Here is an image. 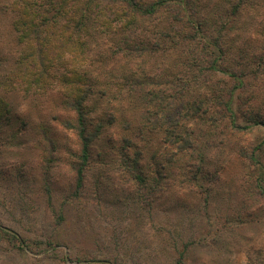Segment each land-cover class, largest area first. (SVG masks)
<instances>
[{
  "label": "rangeland",
  "instance_id": "rangeland-1",
  "mask_svg": "<svg viewBox=\"0 0 264 264\" xmlns=\"http://www.w3.org/2000/svg\"><path fill=\"white\" fill-rule=\"evenodd\" d=\"M204 1L209 6L213 36L223 26L228 29L223 30L229 48L223 66L246 82L248 76L253 84V76H245L239 69L264 67V0H240L237 16L233 13L231 17L227 14L229 1ZM11 3L0 0L2 81L11 73L17 51L12 31L15 15L8 8ZM165 23L159 17L149 22L152 30L134 35L152 45ZM132 37L142 46L140 39ZM164 39L171 49L162 52L166 57L161 65L170 64L172 78L182 76L178 58L182 54L170 38ZM255 74L262 85L260 105L264 103V72ZM218 78L210 88L216 93ZM234 83L233 78L218 86L231 88ZM56 93L25 97L16 94L9 82L0 88V97L7 99L11 109L0 131V226L17 233L27 246L21 252L0 240V264H264V152L256 153L260 164L253 167L239 154L241 147L264 143L263 126H251L246 117L238 115V124L250 128L235 136L234 145V130L227 121L221 124L208 116L195 129V138L198 150L208 157L206 168L212 171V179L188 182L178 178L174 183L163 179V187L172 186L160 191L156 184V188L141 187L136 193L128 185L127 174L119 172L123 168L111 150L113 145L102 135L93 144L84 187L76 192L72 184L79 149L73 131L61 124L63 117L54 115L59 103ZM238 93L236 112L244 95L237 97ZM95 105L91 103L92 119L101 113ZM134 113L139 115L137 108ZM113 128L107 125L106 134ZM160 143V137L152 135L150 152L162 149ZM151 153L146 154L142 167L149 182L160 178L159 160ZM64 256L73 261L63 262Z\"/></svg>",
  "mask_w": 264,
  "mask_h": 264
},
{
  "label": "trees",
  "instance_id": "trees-1",
  "mask_svg": "<svg viewBox=\"0 0 264 264\" xmlns=\"http://www.w3.org/2000/svg\"><path fill=\"white\" fill-rule=\"evenodd\" d=\"M227 1V14L237 16L243 1ZM12 2L8 8L15 15L12 31L16 59L8 77L0 80V88L9 82L16 94L25 97L57 91L54 98L59 103L54 115L60 113L63 117L60 122L73 131L79 149L75 153L79 163L73 170L72 184L76 192L84 187L93 144L102 135L113 145L111 150L118 155L123 168L119 172L127 174L131 179L128 185L136 193L141 187L156 188V184L160 191L172 186L163 187V179L172 183L178 178L188 182L200 177L212 179V171L206 168L208 157L198 150L195 138V129L208 116L221 124L227 121L230 130H234L233 139L230 138L234 145L237 144L235 136L250 128L238 124V115L246 117L251 126L264 127V103L257 105L262 85H258L260 79L255 74L263 73L264 67L254 71L239 65L241 74L253 76L252 84L248 76L246 82L223 66L229 50L227 33L223 30L228 29L223 26L213 36L208 25L209 6L204 0ZM159 17L164 18L166 25L157 30L152 45L142 36L134 35L137 31L152 30L149 22ZM132 36L140 39L142 46L134 43ZM164 37L170 38L171 45L182 54L178 58L183 75L177 78L170 76L167 61L163 66H169L161 65L166 57L164 51L171 49ZM156 56H159L157 61H152ZM214 78H218L217 93L210 89ZM233 78L237 83L231 88L218 86L219 82L226 83ZM238 90L237 97L244 95L236 112L234 102ZM91 103L96 104L94 109H100L98 119L91 117ZM9 105L5 97H0V131L5 125V116L11 111ZM136 108L139 115L134 113ZM107 125L114 128L106 134ZM154 134L160 137L162 149L151 153ZM259 151L264 152V143L241 147L239 154L253 167L260 164L256 155ZM150 153L160 163L157 168L160 178L151 182L142 169L143 160ZM60 211L59 220L63 219V210ZM0 240H6L7 247L21 252L27 248L17 233L3 226H0ZM62 260L73 261L65 256Z\"/></svg>",
  "mask_w": 264,
  "mask_h": 264
}]
</instances>
